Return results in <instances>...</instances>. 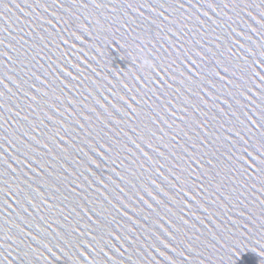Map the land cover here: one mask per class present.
I'll use <instances>...</instances> for the list:
<instances>
[{
    "label": "water",
    "instance_id": "95a60500",
    "mask_svg": "<svg viewBox=\"0 0 264 264\" xmlns=\"http://www.w3.org/2000/svg\"><path fill=\"white\" fill-rule=\"evenodd\" d=\"M0 264H264V0H0Z\"/></svg>",
    "mask_w": 264,
    "mask_h": 264
}]
</instances>
